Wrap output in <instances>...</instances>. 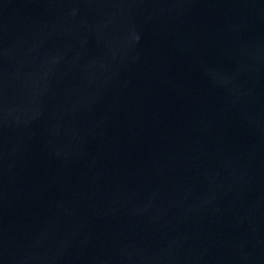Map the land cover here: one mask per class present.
Returning <instances> with one entry per match:
<instances>
[{"label":"water","instance_id":"obj_1","mask_svg":"<svg viewBox=\"0 0 264 264\" xmlns=\"http://www.w3.org/2000/svg\"><path fill=\"white\" fill-rule=\"evenodd\" d=\"M0 264H264V0H0Z\"/></svg>","mask_w":264,"mask_h":264}]
</instances>
